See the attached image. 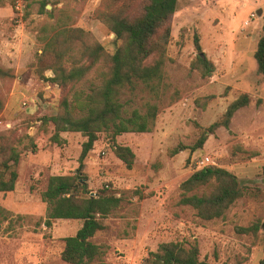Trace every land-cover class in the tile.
I'll list each match as a JSON object with an SVG mask.
<instances>
[{
  "label": "rangeland",
  "instance_id": "obj_1",
  "mask_svg": "<svg viewBox=\"0 0 264 264\" xmlns=\"http://www.w3.org/2000/svg\"><path fill=\"white\" fill-rule=\"evenodd\" d=\"M32 1L16 0L14 8L13 0H0V66L15 72L12 80L0 79L5 103L0 126L16 135L28 133L38 144L36 152L23 153L15 190L0 192V206L10 212L8 220L0 215V264H69L60 255L64 238L75 235L82 221L59 219L48 228L41 193L50 176L77 172L87 137L64 132L57 142L51 128L47 131L38 120L45 113H56L63 91L36 71L42 45L35 29L50 18L39 12L38 3L30 8ZM101 3L58 0L55 9L56 14L63 8L74 10L76 25L112 53L118 46L115 34L95 16ZM180 4L172 20L167 68L183 88V97L160 113L152 131L117 137V143L132 147L136 154L132 169L116 157L111 138L100 134L83 169L88 189L91 195L106 189L125 199L93 240L110 246L107 261L112 264H143L150 251L172 240L198 241L202 258L211 264H258L264 257V76L255 52L264 25V0H181ZM196 34L216 64L208 79L190 69L197 54ZM45 75L54 74L47 70ZM92 82L99 83L94 74L83 86L88 89ZM245 92L251 93L252 102L234 115L229 128L217 129L192 156L195 161L210 155L252 193L232 205L226 216L206 221L192 207L180 204V185L195 167L190 150L175 155L170 151L180 143L195 144L200 127L215 122ZM208 95L216 98L206 107L196 103ZM138 102L134 97L127 107ZM259 220L258 233L243 231Z\"/></svg>",
  "mask_w": 264,
  "mask_h": 264
},
{
  "label": "trees",
  "instance_id": "obj_2",
  "mask_svg": "<svg viewBox=\"0 0 264 264\" xmlns=\"http://www.w3.org/2000/svg\"><path fill=\"white\" fill-rule=\"evenodd\" d=\"M32 2L28 4L30 8L38 3L39 12L50 18L35 29L37 42L42 45V52L37 54L36 71L40 78L56 83L63 91L56 113H45L38 120L47 131L51 128L52 138L57 142L61 141L64 132H80L87 137L77 172L50 176L41 193L47 203L45 224L52 228L59 219L82 221L75 235L64 238L65 245L60 254L63 261L69 264H112L107 261L110 246L95 242L93 238L105 229V220L122 207L125 197L106 189L91 195L83 173L85 161L100 134L105 133L113 142L116 157L132 169L136 154L132 147L117 143V137L128 132L152 131L160 113L183 97V88L167 68L169 44L173 37L172 20L181 7V0H102L95 16L115 34L118 46L112 53L76 25V13L71 8L59 9L56 14L58 0ZM49 4L52 9H48ZM13 7H16V0H13ZM194 43L197 54L190 69L208 79L213 76L216 64L204 52L198 34ZM255 59L259 73L264 76V25ZM47 70L54 75L46 76ZM91 74L99 83L92 82L86 89L84 80ZM14 78L13 69L0 66V79ZM134 97H139L138 104L127 107ZM215 98L216 95L199 97L196 103L206 107ZM251 102V93H242L215 122L200 127L201 135L195 144L180 143L170 151L171 155L189 149V160L194 165L192 154L202 149L217 129L229 128L236 112ZM4 106V100L0 98V113ZM37 150L38 144L30 134L16 135L14 130L4 132L0 126V192L15 190L23 153ZM193 169L180 185V204L192 207L203 220L226 216L232 205L252 193L235 173L224 167L214 164ZM134 194L141 195V192L135 191ZM9 214L0 206L4 220L10 219ZM261 222L259 220L255 227L243 231L251 230L256 234ZM143 264L211 263L202 258L198 241L172 240L162 242L156 250L150 251ZM258 264H264V257Z\"/></svg>",
  "mask_w": 264,
  "mask_h": 264
},
{
  "label": "built area",
  "instance_id": "obj_3",
  "mask_svg": "<svg viewBox=\"0 0 264 264\" xmlns=\"http://www.w3.org/2000/svg\"><path fill=\"white\" fill-rule=\"evenodd\" d=\"M251 17L252 18H255L256 15L255 14H252ZM102 152L104 154H106L105 151H102ZM214 164H216V162H215V160L210 155H205L202 158L197 159V160L194 161V165L198 169L204 168V167L209 166V165H214Z\"/></svg>",
  "mask_w": 264,
  "mask_h": 264
},
{
  "label": "water",
  "instance_id": "obj_4",
  "mask_svg": "<svg viewBox=\"0 0 264 264\" xmlns=\"http://www.w3.org/2000/svg\"><path fill=\"white\" fill-rule=\"evenodd\" d=\"M47 7H48V9H51L52 8V5L49 4ZM261 183L264 184V178L261 179Z\"/></svg>",
  "mask_w": 264,
  "mask_h": 264
},
{
  "label": "crops",
  "instance_id": "obj_5",
  "mask_svg": "<svg viewBox=\"0 0 264 264\" xmlns=\"http://www.w3.org/2000/svg\"><path fill=\"white\" fill-rule=\"evenodd\" d=\"M237 112H238V111H237ZM237 112H236V113H237Z\"/></svg>",
  "mask_w": 264,
  "mask_h": 264
}]
</instances>
